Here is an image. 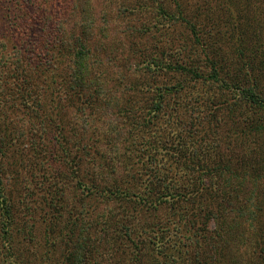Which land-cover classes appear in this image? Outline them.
I'll list each match as a JSON object with an SVG mask.
<instances>
[{
	"label": "rangeland",
	"instance_id": "374dc122",
	"mask_svg": "<svg viewBox=\"0 0 264 264\" xmlns=\"http://www.w3.org/2000/svg\"><path fill=\"white\" fill-rule=\"evenodd\" d=\"M76 35L88 48L82 87L71 79V36ZM1 38L8 43L7 51L13 44L24 50L22 68L30 75L24 86L33 107L37 102L40 108L39 116L31 118V107H16L14 97L0 103V136L12 134L26 153L16 158L18 163H6L0 176L8 204L7 211L1 196L0 264H157L149 252L157 240L142 233L152 217L144 212L133 217L131 209L87 194L79 183L88 177L103 184L129 173L146 178L149 154L165 156L178 139L189 148L199 146L197 134L189 138V123L192 128L203 126L194 116L204 113L191 108L200 105L208 111L213 102L230 99L235 89L231 85L239 78L244 79L241 88H248L245 60L254 59L248 70L258 76L256 91L263 97L264 64L259 67L258 61L264 60V0H0ZM213 53L223 70L216 82L166 69L168 63L179 64L210 74L205 56ZM236 111L231 121L217 112L220 132L208 137L234 168L240 161L225 147L224 133L237 123ZM207 126L206 120L203 128ZM99 158L113 162L115 171L100 170ZM126 160L132 167L125 168ZM247 178L245 196L252 190ZM166 209L155 214L159 221L170 217ZM121 218L127 219L123 225ZM239 228L225 255L230 264H251L249 220ZM207 229H214L213 222ZM133 230L140 239H150L143 240L148 251L140 261L133 257L138 241L128 236ZM73 243L84 247L82 260H76ZM245 254L246 261L241 258ZM258 257H253L254 264Z\"/></svg>",
	"mask_w": 264,
	"mask_h": 264
},
{
	"label": "trees",
	"instance_id": "16d2710c",
	"mask_svg": "<svg viewBox=\"0 0 264 264\" xmlns=\"http://www.w3.org/2000/svg\"><path fill=\"white\" fill-rule=\"evenodd\" d=\"M259 30L262 32V28ZM194 36L197 37L196 32H194ZM3 39H0V103L3 104L8 98L14 97L16 107L26 104L27 108L31 107V111L34 112L31 118H35V115L36 117L39 116L37 109L40 107L39 104L35 105L37 102L33 107L34 102L29 99L32 94L24 86L27 85V77L30 76L22 68L24 67L22 66L25 58L24 50L21 49V45L13 44V48H9L7 51L8 43ZM71 39L75 43L71 62L73 67L71 79L74 78V84L78 82V87H82V82H84L83 60L88 48L85 47L81 35L71 36ZM58 40L59 43H63L62 39ZM79 47L85 48V50L80 51L78 50ZM25 51L28 53L27 50ZM237 51L239 55L245 56L243 48H239ZM262 55H264V50ZM214 57V53L212 57L208 54L205 56L211 71L207 75L193 66L187 67L176 64L177 67H173L172 64L168 63L166 69L177 68L188 73L194 80L201 79L206 82L208 79L216 82L217 76L223 70L221 71L218 67L219 63ZM245 62L243 67L246 72L244 74L249 77L248 82H250L248 88H241L244 79L239 78L235 81L236 83L231 85L235 89H233L234 95L230 99L226 98L223 101L213 102L208 111H204L200 105L191 108V111L196 110L197 113H201V111L204 113L203 116H194V118H199V123L203 126L192 128L191 122L189 123V138L192 133L197 134L199 146L189 148L183 143H179L180 139H178L176 144L170 146L171 152L169 150L163 152L165 156L157 159L156 155L149 154L151 161L149 167L145 168L149 171L146 178L144 176L137 178L129 173L127 178L111 177V181L103 182V184H99L94 178L88 177L79 183L87 194H100L104 198L114 201L116 204L112 203L115 206L126 210L131 209L133 217L136 213V216L140 217L143 212L152 217V225L142 233L150 234L148 236L157 240L154 246L149 249L157 264H189L186 262L188 256L190 262L194 264H230L225 252L228 250V246L232 244L230 241L237 240L240 232L239 225L244 219L249 220L248 229L252 236L249 242L253 255L249 263L254 264V258L258 254V264H264V96L262 97L261 93L256 91L258 76L254 74V70H248L249 68L253 69L254 59H248ZM258 62L259 67L262 66L261 63L264 64V60ZM37 68L40 67L36 66ZM44 69L41 70L42 73H39L41 76ZM44 76L49 77L46 73ZM225 82L226 79L223 83ZM231 86L230 83L227 84L226 82L228 90ZM164 88L165 90L173 89ZM79 92L78 94L82 93V91ZM13 106L10 105L9 109H13ZM237 106L243 112H237ZM252 109H258V111L253 112ZM248 110L249 113H247ZM235 111L238 121L233 129L230 127L225 130L224 142H227L225 147L229 153L232 155L233 152L239 158L236 159V161H240L237 168H234L235 164H231L233 161L229 157L224 159L223 150L216 143H213L211 138H208L220 132L217 114L223 112L225 117L231 121ZM206 120L208 126L203 128ZM233 121L230 124H233ZM12 129L15 131L13 126L10 127L11 131ZM181 146L183 150L180 149ZM10 148L14 151L8 152ZM35 150L37 149L35 148ZM35 150L32 149L33 153H36ZM24 152L21 141L12 137V134L0 136V176L6 163L11 166L18 163L16 158L22 157L23 154L26 155ZM127 160L124 163L125 168L132 167ZM140 160L141 165H144L145 160ZM98 162L100 170H109L110 173L115 171L113 162L102 161L101 158ZM101 174L98 171L97 175ZM86 175L88 176L87 173ZM247 177H251L250 187L252 190L245 196L243 184L248 180ZM1 185L2 180L0 178L2 206L7 208V198ZM259 186H262V189L256 192L255 201H252L250 197ZM251 205L252 208H250ZM163 209L168 210L170 217L164 221H159L155 214L158 211H164ZM6 210L8 211V208ZM174 217H177V221ZM125 220L127 219L121 218L119 224L123 225ZM210 222L214 224L212 230L207 229ZM128 236L138 241L134 243L136 250L133 252V257L140 261L144 258L142 253L148 251L145 249L148 244L144 243L143 240L150 239L141 238V240L138 235L136 236L134 230ZM74 246L75 249L72 252L76 260H82L85 257L84 247L80 243H73L72 247ZM232 251L233 249L230 248L228 253ZM206 252H208L209 257L205 255L200 259L201 255L206 254ZM241 258L246 261L247 254Z\"/></svg>",
	"mask_w": 264,
	"mask_h": 264
}]
</instances>
